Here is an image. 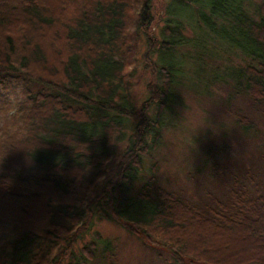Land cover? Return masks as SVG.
Returning a JSON list of instances; mask_svg holds the SVG:
<instances>
[{
	"label": "trees",
	"instance_id": "16d2710c",
	"mask_svg": "<svg viewBox=\"0 0 264 264\" xmlns=\"http://www.w3.org/2000/svg\"><path fill=\"white\" fill-rule=\"evenodd\" d=\"M160 4L0 0V264H116L97 231L75 251L103 220L162 264H264V0ZM141 41L151 78L136 109ZM188 76L213 89L248 153L222 174L201 161L213 191L199 199L158 178Z\"/></svg>",
	"mask_w": 264,
	"mask_h": 264
},
{
	"label": "rangeland",
	"instance_id": "374dc122",
	"mask_svg": "<svg viewBox=\"0 0 264 264\" xmlns=\"http://www.w3.org/2000/svg\"><path fill=\"white\" fill-rule=\"evenodd\" d=\"M167 0H154L160 7ZM255 4L262 0H252ZM250 6V12H254ZM192 42V41H191ZM146 45L144 41L139 43V53L134 72L129 78V91L137 109L140 102L146 97V84L150 81L151 73L145 68L147 61L143 57ZM219 55L225 64H237L239 60L233 53L224 47H219ZM221 62V61H219ZM223 64L220 67H223ZM206 75V73H205ZM34 89L43 86L33 81ZM185 86L190 92L185 93L186 102L182 108L176 106L179 117L174 128H169L163 138V145L158 150L159 170L158 178L166 185L184 188L186 193L194 199L203 195L202 188L213 191L209 178L203 173L205 169L201 161L216 165L217 172L222 174L223 165L234 170L231 164L246 161L248 153L242 138L234 125L225 115L214 109V99L217 95L212 93L204 78L188 76ZM135 120L133 122V125ZM173 123V120H172ZM264 131V125L261 124ZM132 130L128 129L127 134ZM225 132V133H224ZM238 134V135H237ZM124 144V143H123ZM121 146V145H120ZM122 147V146H121ZM201 158V160H200ZM200 160V162H199ZM99 232L103 239L114 240L118 245V262L116 264H162L171 262L165 253L160 258L156 252L142 244V240L130 234L116 221L103 220L94 222L90 231L75 245L78 252L84 242L93 238V232ZM91 264V263H90ZM94 264V263H93Z\"/></svg>",
	"mask_w": 264,
	"mask_h": 264
}]
</instances>
